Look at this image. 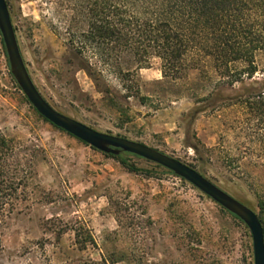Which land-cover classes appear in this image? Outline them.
I'll return each mask as SVG.
<instances>
[{"label": "rangeland", "instance_id": "obj_1", "mask_svg": "<svg viewBox=\"0 0 264 264\" xmlns=\"http://www.w3.org/2000/svg\"><path fill=\"white\" fill-rule=\"evenodd\" d=\"M5 1L28 74L52 109L194 169L264 229V167L231 164L219 150L235 112L191 118L214 86L208 63L171 81L156 58L141 70L124 58L130 75L91 59L88 75L53 0ZM256 65L264 70V54ZM0 135L17 144L30 178L28 201L0 224V264H253L246 226L191 185L137 157L104 155L40 117L12 82L1 43ZM226 139L234 158V133Z\"/></svg>", "mask_w": 264, "mask_h": 264}, {"label": "trees", "instance_id": "obj_2", "mask_svg": "<svg viewBox=\"0 0 264 264\" xmlns=\"http://www.w3.org/2000/svg\"><path fill=\"white\" fill-rule=\"evenodd\" d=\"M52 5L88 75L91 59L130 75L124 58L138 70L156 58L163 78L171 81L180 80L189 64L208 63L214 86L192 120L233 110L236 117L226 116L219 150L231 164L264 167V70L256 65L257 55L264 54V0H53ZM0 43L6 57L1 35ZM228 132L235 135L234 158ZM18 152L13 140L0 135V224L29 199V171L19 164Z\"/></svg>", "mask_w": 264, "mask_h": 264}, {"label": "water", "instance_id": "obj_3", "mask_svg": "<svg viewBox=\"0 0 264 264\" xmlns=\"http://www.w3.org/2000/svg\"><path fill=\"white\" fill-rule=\"evenodd\" d=\"M0 35L9 64L10 74L30 106L46 122L80 141L84 145L108 156L128 154L153 163L171 172L206 196L217 206L242 222L248 229L253 251V264H264V232L257 215L235 200L194 169L142 144L120 137L98 133L83 124L68 118L43 99L33 84L21 56L9 9L5 0H0Z\"/></svg>", "mask_w": 264, "mask_h": 264}, {"label": "crops", "instance_id": "obj_4", "mask_svg": "<svg viewBox=\"0 0 264 264\" xmlns=\"http://www.w3.org/2000/svg\"><path fill=\"white\" fill-rule=\"evenodd\" d=\"M168 138V137H167Z\"/></svg>", "mask_w": 264, "mask_h": 264}]
</instances>
